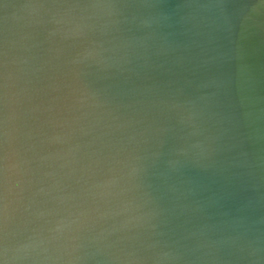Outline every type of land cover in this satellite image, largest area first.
<instances>
[{"label":"water","instance_id":"water-1","mask_svg":"<svg viewBox=\"0 0 264 264\" xmlns=\"http://www.w3.org/2000/svg\"><path fill=\"white\" fill-rule=\"evenodd\" d=\"M0 264H264V0H0Z\"/></svg>","mask_w":264,"mask_h":264}]
</instances>
